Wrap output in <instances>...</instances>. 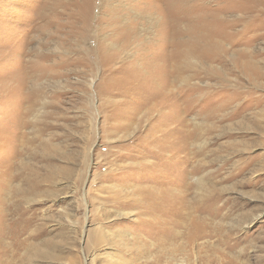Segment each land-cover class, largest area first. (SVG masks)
Masks as SVG:
<instances>
[{
    "label": "rangeland",
    "instance_id": "374dc122",
    "mask_svg": "<svg viewBox=\"0 0 264 264\" xmlns=\"http://www.w3.org/2000/svg\"><path fill=\"white\" fill-rule=\"evenodd\" d=\"M0 264H264V0H0Z\"/></svg>",
    "mask_w": 264,
    "mask_h": 264
},
{
    "label": "bare ground",
    "instance_id": "6f19581e",
    "mask_svg": "<svg viewBox=\"0 0 264 264\" xmlns=\"http://www.w3.org/2000/svg\"><path fill=\"white\" fill-rule=\"evenodd\" d=\"M208 26L209 24H207L205 21H200V23L196 24L195 25V30L197 32V35H198V43L200 40L202 39H207V37H205L202 32L207 30L208 29ZM219 48V47H207V45L205 47H198L197 50H196V53L198 54H201V55H205V54H208L209 56L210 55H213L214 53H212V51H216V49ZM220 49V48H219ZM191 48L190 47H187L185 45L184 42L180 43V46L178 48V52H176V55L177 54H180V55H187L189 53H191ZM222 50V49H221ZM219 55V54H218ZM179 56V55H178ZM207 56V55H206ZM214 56V55H213ZM189 175V174H188ZM158 182V181H157ZM153 185V184H152ZM155 186V185H154ZM160 186V185H159ZM157 187V185H156ZM143 188V187H142ZM148 188V187H147ZM146 188V189H147ZM152 188V187H151ZM162 188V187H161ZM139 190V189H138ZM186 190V189H185ZM162 191V190H161ZM157 192V191H156ZM147 193V192H146ZM145 193V194H146ZM158 193V192H157ZM160 194V193H158ZM162 194V193H161ZM172 194V193H171ZM187 195V194H185ZM148 196V195H147ZM159 196V195H158ZM198 196V195H197ZM209 196V194L207 195ZM196 197V196H195ZM200 197V196H199ZM206 197V196H205ZM204 197V198H205ZM210 197V196H209ZM156 198V197H155ZM203 198L202 196L200 197V199ZM174 199V198H173ZM181 199V198H180ZM192 199V198H191ZM195 199V198H194ZM187 200V199H186ZM159 201V200H158ZM162 201V200H161ZM182 201V200H181ZM195 201V202H194ZM191 202H185V201H182L179 205V207L176 209L178 212H176V215L177 216H180L182 215L183 216V221H184V225L186 224L185 222H189V220L191 219H194V221L196 222V226H194V230L190 233H188L187 237H188V241L190 242H195L197 241L198 239H204L205 237H207L208 235H212V229L210 230L209 233H207V228H208V223L206 222L207 218L202 216L201 214H197V212H204L206 211V206L205 205H202L200 203H198V201H200L199 199L198 200H194ZM202 201V200H201ZM163 202V201H162ZM180 202V201H179ZM146 203V202H145ZM173 203V201H172ZM144 204V203H143ZM147 204V203H146ZM145 204V205H146ZM165 204V203H164ZM156 205V204H155ZM144 206V205H143ZM149 206V205H148ZM160 206H156L155 209H158ZM171 207V206H170ZM134 208V207H133ZM167 208V207H166ZM213 208V207H212ZM149 209V208H148ZM153 209V210H155ZM171 210V209H170ZM181 210L183 211V214L181 212ZM140 211V210H139ZM161 211V210H159ZM172 211V210H171ZM144 212V211H143ZM147 213V212H146ZM156 213V212H155ZM159 213V212H158ZM139 214V213H138ZM151 214H154V213H151ZM157 214V213H156ZM150 215V214H149ZM158 215V214H157ZM145 216V214H144ZM172 216V215H171ZM194 216V217H193ZM147 217V215H146ZM152 217V216H151ZM181 217V216H180ZM188 217V218H187ZM153 218V217H152ZM168 218V217H167ZM170 218V217H169ZM181 219V218H180ZM154 220V219H153ZM156 220L158 222L157 225H159L158 227H160L159 231L163 232V231H166V233H168L166 235V237H162V238H167V237H170L171 235H175L178 231H175V228L177 226V224L181 221H177L178 223H176L175 220H172L171 223H170V228L168 226H166V222H164V217H158L156 216ZM149 221V220H148ZM166 221V220H165ZM145 223V222H144ZM183 223V222H182ZM150 224V223H149ZM162 225V226H160ZM165 225V226H164ZM188 226V225H187ZM167 228V229H161V228ZM186 227V226H185ZM188 229V228H187ZM189 230V229H188ZM180 232L177 233V235L179 234ZM206 239V238H205ZM204 239V240H205ZM204 243H208V240L207 242L204 241Z\"/></svg>",
    "mask_w": 264,
    "mask_h": 264
}]
</instances>
